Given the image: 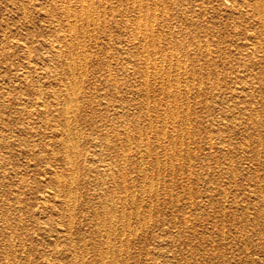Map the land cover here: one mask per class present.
I'll return each instance as SVG.
<instances>
[{
	"label": "rangeland",
	"instance_id": "374dc122",
	"mask_svg": "<svg viewBox=\"0 0 264 264\" xmlns=\"http://www.w3.org/2000/svg\"><path fill=\"white\" fill-rule=\"evenodd\" d=\"M58 1L0 0V250L5 244L2 233L13 231L15 240L20 238L25 244L23 251H18L14 258L18 264H41L46 258L52 264H98L92 249L96 238L93 234V208L84 206L80 200L90 198L91 204L98 202L94 185L80 182L73 187H76L77 200L73 201V212L76 211L71 219V241L64 239L65 232L61 230L65 229V221L69 220L64 214L65 206L61 198L50 196L43 206L39 198L41 193L50 195L47 191L49 187L42 181L49 174L50 163L57 171H64L67 165L62 161L65 152L57 143L60 136L52 133L56 124L60 127L56 119H52L57 110L47 113L45 118L40 113L41 107L39 109L34 101L39 87L42 99L52 108L53 98L49 95L51 84L60 78L66 80L64 70L48 66L52 59L50 44L57 45L67 57L69 53L67 45L59 47L68 39L69 33L61 31L62 24L58 22L63 14L52 6ZM124 1L104 0V7L101 8V0H95L100 13L95 10L94 14H100L99 24L95 33L89 31L94 35L84 37L86 50L72 43L75 51L78 48L82 63L79 70H74L75 76L81 80V91L76 106L79 111L76 110L72 121V127L80 134L75 139L81 153L77 157L82 165L79 169L81 173L87 166L92 168L100 164L96 161L91 163L93 161L89 158L97 156H91L93 147L90 146V137L95 133L90 128V118L95 119L96 124L100 123L102 116L112 118L119 129H122L120 124L123 125L124 121L133 127L150 121L153 126L157 125L154 129L153 126L151 130L148 128L150 133L145 135L149 156L140 159L127 149L123 155L119 146L113 151L108 147L103 149L108 154L103 152L105 155H111L118 161L114 168L108 164L114 171L117 186L121 187V180L125 179L126 188L115 187V195L124 193L134 196L122 204H113L116 218L112 243L115 247L122 246L113 264H123L125 259L126 264H264V247H261L264 240V197H260L257 191L260 185L264 187V171L261 159L257 161L254 157L258 129L261 131L258 136L263 141L264 129L248 119L243 110L246 104V107L251 106L260 112L259 116L263 115L261 119L264 118V81L258 82L257 78L258 72L264 77V67H260L264 66V62L250 66L246 58L242 59L244 35L237 33L243 30L240 11L244 7L239 6L240 0ZM233 23L238 29L231 27ZM133 33L138 38L134 39ZM158 34H161L160 40H155L157 42L152 46V38L155 39ZM194 34H199L200 47L193 44ZM206 40L208 46L205 45ZM206 47L212 51L208 55ZM260 55L264 56V51L256 53L253 59L260 58ZM22 72L27 74L26 80L18 79L14 74ZM189 72H193L192 75ZM111 80L116 85H112ZM245 82L250 88L244 99L226 97L230 86H242ZM177 85L183 99L176 104V120L165 118L170 107L168 103L173 101L174 95L161 87ZM54 88L61 97L60 93L64 91L56 86ZM246 98H251V103H245ZM114 109L124 113H114ZM163 118L166 123H163ZM102 126V130H108L109 137L113 139L112 126ZM132 133L136 139L138 133L135 128ZM209 137L214 140L211 145ZM46 143L52 144L51 147ZM142 144L145 148L146 143ZM70 154L73 155L72 152ZM261 154L264 156V146ZM120 170H123L121 174ZM143 170L146 172L141 173ZM107 185L109 182L104 187ZM80 236L83 238L80 239ZM54 238L57 248H54ZM73 241L78 252L87 246L89 252L84 260L75 262L68 257ZM187 259L188 263H185ZM3 263L0 261V264Z\"/></svg>",
	"mask_w": 264,
	"mask_h": 264
},
{
	"label": "bare ground",
	"instance_id": "6f19581e",
	"mask_svg": "<svg viewBox=\"0 0 264 264\" xmlns=\"http://www.w3.org/2000/svg\"><path fill=\"white\" fill-rule=\"evenodd\" d=\"M52 1V0H51ZM97 1V0H96ZM104 0H101V3L99 4L102 7H104L103 5ZM120 2V1H119ZM125 2V1H124ZM127 2V0H126ZM125 2V3H126ZM131 2V1H130ZM134 2V1H133ZM99 3V1H98ZM97 3V4H98ZM110 3V2H109ZM140 3V1H139ZM146 3V0H145ZM143 3V4H145ZM235 3V2H234ZM97 4L95 2V0H59L58 2H53V7H57V9H59L62 12V20L58 23L62 24L61 26V31H67L69 33V37L68 39H66L61 45H59L60 48H62L61 46H65L67 45L66 49L68 50L69 53L68 57L65 56V54H63L57 45L55 44H50L49 46V52H51L52 54V59L49 60L48 62V66L50 68H58L60 67V70H64L66 73V75H64L66 78V80L63 79H58V81H54L52 82V90L49 91V95L52 96V108H50L48 106V104L45 103V100L42 99V92L40 90L39 87H37L36 89V95H35V105L39 106L38 108L40 109L41 107V114L46 118V116L48 115L47 113H52L53 110H57V114H55V116L52 117L53 120L56 119V121L58 122V125L56 124V126L53 128L52 133L54 135H58L59 140L57 141V143L60 145L61 149L63 148V152H65V154L62 156V161H64L66 165V168L64 171H57V169L55 167H53L50 163V165L48 166V176L46 177L45 180L43 181V184L47 185L49 187V190H47L49 192L50 195L46 194H42L40 195V200H41V206L45 205L48 202V198L50 196L53 197H60L62 203L64 204V214L68 216L69 220L65 221V229H61L63 230L64 233V239H67L71 241V237H73L72 235V217H73V208L75 207L73 203V201L77 200L76 198V187L73 188L74 186H76L77 183H89L92 185H94V195L97 196V198H99L98 202L96 204H91L92 200L90 198H82L81 203L84 206L87 207H91V209L93 208L92 211V220H94L95 224V229L93 231V234L95 235V242L94 246L92 247L93 249V253L95 254L96 260H98V264H113L116 261V253L121 251V247H115L114 243H112V232L114 229V222H115V218L114 216L115 214V208L113 206V204H116V202H120L121 204L124 201H127V199H131L134 198V196L132 194H122L121 196H116V191H115V187L117 189V187L124 189L126 188L125 186V179H122L121 177V183L122 186H117L118 183H116L115 181V176H114V171L112 169L113 165H118V161H116L114 158H112L113 156L109 155L103 151L104 147H108L113 150H116V146L121 147L120 149H122L123 151V155H124V150H129L131 153V155L134 156H138L140 159L144 156H149V150H148V142L144 141L145 140V135L147 134L148 128L149 130H151L150 128L153 126L152 122L150 121L149 123H147L146 125H136L133 127L132 124L130 123H126V121H124L123 125L120 124V127L122 126V129H119L118 127H116V121H114L112 118H107L102 116V119H100V123L96 124L95 119L90 118L88 120L89 124L91 125L90 128L93 129V133L94 136L90 137L91 141H90V146L93 147L92 149V155L91 156H96V158L93 157H89L90 159H92L91 163H94L95 161L100 163L98 165H95L94 167L90 168V167H86L85 171H83L82 173L79 171L80 167V162H78L77 157L81 154L80 150L78 149V141L77 136L80 135L79 132H77V130L75 128L72 127V121H73V117L76 113V110L79 111V109H77V103H78V93H80L81 91V85H79V82L81 81L80 79H78L75 74H74V70L75 68H78L80 65H82L81 60H79V52H77V50L75 51L72 43H76V45H74L75 47H85V43L84 40H86V38L84 37H89V35H94L92 33H95V28L98 26L99 24V15L98 13H100V11L97 10ZM115 4V3H114ZM235 4L238 5V3L236 2ZM134 5V4H133ZM99 6V8H100ZM110 6V5H109ZM116 6V4L114 5ZM138 6H140L138 4ZM137 6V8H139ZM239 6L244 7L242 11H240V15L243 17L242 22L240 23L241 28L243 29L242 31L238 32L237 34L241 33L242 35H244V42L242 45L243 46V51L241 53L242 55V59L246 58V60L249 62L248 64L250 66H254L256 64H261L264 62V56L260 55V58H256L253 59V57H255L254 55L256 53H260V51H264V0H240ZM106 7V6H105ZM141 7V6H140ZM52 8V7H51ZM108 8V7H107ZM240 8V9H241ZM97 10L98 13L95 15L94 11ZM105 10V8H104ZM103 10V11H104ZM139 10V9H138ZM113 11V10H112ZM203 11V10H202ZM109 12V11H108ZM139 11H137L138 13ZM102 13V12H101ZM113 13V12H112ZM125 13V12H124ZM166 13V12H165ZM196 13V12H195ZM194 13V15H196ZM105 14V11L104 13ZM139 14V13H138ZM189 14V12H188ZM187 14V15H188ZM110 15V14H109ZM125 15V14H124ZM153 15V14H152ZM106 16V14H105ZM104 16V17H105ZM50 17V16H49ZM103 17V16H102ZM119 17V16H118ZM140 17V16H138ZM196 17V16H195ZM101 18V17H100ZM123 18V17H122ZM141 18V17H140ZM66 19V20H65ZM119 19V18H118ZM125 19V18H124ZM123 19V20H124ZM138 19V18H137ZM54 20V19H53ZM65 20V22H64ZM105 20V19H104ZM55 21V20H54ZM119 21V20H118ZM125 21V20H124ZM196 21V20H195ZM57 22V21H56ZM126 22V21H125ZM181 22V21H179ZM207 22V21H206ZM184 23V22H183ZM126 24V23H125ZM195 24V23H194ZM228 24V23H227ZM52 25V24H51ZM123 25V24H122ZM182 25V24H181ZM191 25V24H190ZM189 25V26H190ZM230 25V24H229ZM152 26V25H151ZM166 26V25H165ZM186 26V25H185ZM58 27V26H57ZM137 29L139 28L138 26H136ZM231 27H233V29H238V26L233 23L231 25ZM54 28V27H53ZM151 28V27H150ZM149 28V29H150ZM159 28V27H158ZM162 28V27H161ZM98 29V28H97ZM135 29V28H134ZM133 29V30H134ZM153 29V27H152ZM197 29V28H196ZM53 30V29H52ZM99 30V29H98ZM156 30V29H155ZM184 30V29H183ZM201 30V29H200ZM204 30V29H203ZM89 31H91L92 33H90ZM97 31V30H96ZM100 31V30H99ZM98 31V32H99ZM145 31V30H144ZM157 31V30H156ZM176 31V30H175ZM205 31V30H204ZM135 32V31H134ZM151 32V30H150ZM159 32V31H157ZM169 32V31H168ZM184 32V31H183ZM202 32V31H200ZM198 32V33H200ZM137 33V32H136ZM136 33H133V38L136 39L138 38V36L136 35ZM205 33V32H204ZM193 34V33H192ZM191 34V35H192ZM97 35V34H96ZM147 35V34H146ZM152 35V33H151ZM150 35V36H151ZM160 35L158 34L155 35L157 36L155 39L152 38V46H155V43L157 41L160 40ZM172 35V34H170ZM199 35V34H198ZM198 35L194 34L193 35V44L200 47L201 44V40L197 37ZM207 35V34H206ZM59 36V35H58ZM63 36V35H62ZM164 36V35H163ZM169 37V36H168ZM202 37H204L202 35ZM56 38V37H54ZM63 38V37H61ZM93 38V37H92ZM172 38V37H170ZM212 38V37H211ZM59 39V38H58ZM56 39V40H58ZM94 39V38H93ZM97 39V38H96ZM50 40V39H49ZM55 40V39H54ZM91 40V39H90ZM139 40V39H138ZM151 40V38H150ZM155 40H157L155 42ZM165 40V39H164ZM170 40V39H169ZM205 40V39H204ZM237 40V38H236ZM82 41V42H81ZM95 41V40H93ZM148 41V40H147ZM168 41V40H167ZM89 42V41H88ZM87 42V43H88ZM140 43V42H139ZM211 43V42H210ZM90 44V43H89ZM92 44V43H91ZM136 44V43H135ZM185 44V43H184ZM144 45V44H143ZM187 45V44H186ZM205 45L208 46L207 40L205 41ZM88 46V44H87ZM139 46V45H138ZM89 47V46H88ZM93 47V46H92ZM157 48V47H156ZM207 48V47H206ZM76 49V48H75ZM82 49V48H81ZM80 49V50H81ZM163 49V48H161ZM166 49V48H165ZM175 49V48H174ZM208 50L206 51V54H210V52H212L209 48H207ZM21 50V49H20ZM62 50V49H61ZM74 50V52H73ZM83 50V49H82ZM81 50V51H82ZM86 50V47H85ZM84 50V51H85ZM160 50V48H159ZM176 50V49H175ZM174 50V51H175ZM146 51V50H145ZM193 51V50H192ZM196 51V50H195ZM65 52V51H64ZM83 52V51H82ZM161 52V51H160ZM184 52V51H183ZM204 52V51H203ZM46 53V52H45ZM148 53V52H147ZM165 53V51H164ZM176 53H178L176 51ZM182 53V52H181ZM214 53V52H213ZM49 54V53H48ZM85 54V53H84ZM88 54V53H87ZM86 54V55H87ZM170 54V52L168 53ZM179 54V53H178ZM184 54V53H183ZM49 55V56H50ZM149 55V54H148ZM146 55V56H148ZM176 55V54H175ZM205 55V54H204ZM170 56V55H169ZM168 56V57H169ZM177 56V55H176ZM49 58V57H48ZM28 59V58H27ZM54 60V61H53ZM177 60V59H176ZM85 61V60H83ZM179 62V61H178ZM177 63V62H176ZM182 63H184L182 61ZM180 64V63H179ZM29 65V63H28ZM176 65V64H175ZM183 65V64H182ZM47 66V67H48ZM177 66V65H176ZM175 66V68H176ZM160 67V65H159ZM162 67V66H161ZM160 67V68H161ZM180 67V66H179ZM248 67V65H247ZM261 68L264 67L263 65L260 66ZM185 68V65H184ZM25 69V68H24ZM168 69V68H167ZM177 69V68H176ZM247 69V68H246ZM83 70V69H82ZM154 70V68H153ZM156 70V69H155ZM160 70V69H159ZM170 70V68H169ZM179 70V69H178ZM245 70V69H244ZM258 70V69H257ZM264 70V69H263ZM13 71V70H12ZM147 71V70H146ZM184 71V70H183ZM28 72V70H27ZM60 72V71H59ZM58 72V73H59ZM85 72V71H83ZM82 72V73H83ZM143 72V71H142ZM162 71L159 72V74ZM263 72V71H262ZM36 73V72H35ZM184 73V72H183ZM190 73V72H189ZM193 73V72H192ZM192 73H190L192 75ZM18 79L21 80H26L27 79V74L25 73H14ZM153 74L155 75V73L153 72ZM167 74V73H166ZM257 78L259 79L258 82H262L264 81V77H261L259 75H261V73L259 74V72L257 73ZM263 74V73H262ZM57 75V74H56ZM161 75V74H160ZM159 75V78L161 80V77ZM186 75V74H184ZM83 76V75H82ZM167 76V75H166ZM251 76V75H250ZM37 77V76H36ZM79 77H81V73L79 75ZM43 78V77H42ZM154 78V77H153ZM167 78V77H166ZM101 79V78H100ZM112 79V78H111ZM145 79V78H144ZM149 79V78H148ZM146 79V80H148ZM168 79V78H167ZM38 80V79H36ZM80 80V81H79ZM115 80V79H114ZM169 80V79H168ZM49 81V80H48ZM244 81V80H243ZM149 82V80H148ZM38 83V82H37ZM120 83V82H119ZM161 83V81H160ZM167 83V81H166ZM177 83V82H176ZM48 84V82H47ZM111 84L112 85H116V82H114L113 80H111ZM255 84V83H254ZM38 85V84H37ZM58 87L59 89H62L60 95H62L61 97H59V94L57 93V91L55 90L54 86ZM145 85V84H144ZM175 85V84H174ZM185 85V84H184ZM47 86V85H46ZM136 86V85H135ZM147 86V85H146ZM145 86V87H146ZM166 86V85H165ZM191 86V84H190ZM118 87V86H117ZM141 87V86H140ZM139 87V88H140ZM144 87V86H143ZM148 87V86H147ZM161 87V86H159ZM171 86H167V87H161L166 89L168 92H172L174 97H173V101L168 103L170 104L169 107V111L165 114V118H170V119H174L177 115V110H176V104L177 102L180 103V100L183 99V96L181 95V90L178 87H172ZM114 88V87H113ZM184 88V87H183ZM248 88H250V85L248 84V82H245L242 86H230L229 89L227 90L226 97L230 98L233 100V98L238 99H244L246 97V92L248 90ZM134 89V88H133ZM141 89V88H140ZM226 89V88H225ZM186 90V89H185ZM44 91V90H43ZM135 91V90H134ZM187 91V90H186ZM216 91V90H215ZM250 91V90H249ZM48 92V91H47ZM153 92V91H152ZM156 92V91H155ZM160 92V91H159ZM147 93V91H146ZM145 93V94H146ZM154 93V92H153ZM167 93V92H166ZM185 93V92H184ZM144 94V93H143ZM152 94V93H151ZM159 94V93H158ZM148 95V94H147ZM146 95V96H147ZM186 95V93H185ZM252 95V94H251ZM214 96V95H213ZM48 98V97H46ZM122 99V98H121ZM145 99V98H144ZM154 99V98H153ZM152 99V100H153ZM163 99V98H162ZM186 99V98H185ZM249 99V101H248ZM254 99V98H253ZM264 99V98H263ZM262 99V100H263ZM93 100V99H92ZM112 100H115L114 98ZM124 100V99H123ZM158 100V99H157ZM169 100V99H167ZM228 100V99H227ZM247 101H245V103L250 102L251 98H246ZM90 101V100H89ZM121 101V100H119ZM146 101V100H145ZM241 101V100H240ZM131 102V101H130ZM142 102V101H141ZM148 102V101H147ZM156 102V100H155ZM154 102V103H155ZM163 102V101H162ZM168 102V101H166ZM90 103V102H89ZM105 103V102H104ZM111 103V102H110ZM123 103V102H122ZM144 103V102H143ZM146 103V102H145ZM242 103V102H241ZM251 103V102H250ZM23 104V103H22ZM92 104V103H91ZM139 104V103H138ZM156 104V103H155ZM154 104V106H155ZM21 105V104H20ZM60 105L59 109L57 108ZM120 105V104H118ZM181 105V104H180ZM89 106V104L87 105V107ZM98 106V104H97ZM100 106V105H99ZM104 106V105H103ZM123 106V105H122ZM134 106V105H133ZM259 106V105H258ZM81 107V106H80ZM105 107V106H104ZM180 107V106H179ZM261 107V106H260ZM117 108V105H116ZM127 108V107H126ZM143 108V107H142ZM145 108L146 105H145ZM163 108V107H162ZM228 108V107H227ZM259 108V107H258ZM23 109V108H22ZM93 109V108H92ZM109 109V108H108ZM112 109V108H111ZM121 109V107L119 108ZM164 109V108H163ZM188 109V107H187ZM185 109V110H187ZM32 110V109H31ZM89 113H90V108L88 109ZM95 110V109H94ZM131 110V109H130ZM129 110V111H130ZM139 110V109H138ZM147 110V109H146ZM165 110V109H164ZM246 113V116H248V119L250 118V120H252L254 123H256L258 126H261V130L264 129V118L261 119V116L263 117V115H260V112L256 111L253 107L248 106L246 107L245 104V108L243 109ZM239 111H241L239 109ZM27 112V111H26ZM30 112V111H29ZM114 113L117 114H121L124 113L123 110L119 111L117 109L113 110ZM126 112V110H125ZM135 112V111H133ZM139 112V111H138ZM147 112V111H146ZM154 112V111H153ZM33 113V112H32ZM130 113V112H129ZM237 113V112H236ZM242 113V111H241ZM263 113V112H262ZM84 114V113H83ZM132 115V112L130 113ZM137 114V113H136ZM148 114V112L146 113ZM240 114V112H239ZM52 115V114H51ZM135 115V114H134ZM155 115V114H153ZM85 116V115H84ZM145 116V115H143ZM164 116V115H163ZM228 116V115H227ZM238 116V115H237ZM78 117V116H77ZM141 117V116H140ZM150 117V116H149ZM149 117H147V119H149ZM156 117V116H154ZM187 117V116H186ZM218 117V116H217ZM144 118V117H143ZM157 118V117H156ZM226 118V117H225ZM238 118V117H237ZM255 118V119H253ZM116 119V118H115ZM134 119V118H133ZM154 119V118H153ZM228 119V118H227ZM232 120L234 119L233 117L231 118ZM80 120V118H79ZM121 120V119H119ZM136 121L137 118L135 119ZM142 120V119H141ZM156 121V119H154ZM164 120V118H163ZM176 120V118H175ZM187 120V119H186ZM185 120V122H186ZM230 120V119H229ZM55 121V122H56ZM154 121V123H155ZM165 121V120H164ZM184 121V120H183ZM237 121H239L237 119ZM49 122V121H48ZM87 122V123H88ZM146 122V121H145ZM159 122V121H158ZM219 121L215 122L218 123ZM234 122V120H233ZM243 122V121H242ZM163 123H166L163 122ZM172 123V121H171ZM238 123V122H237ZM245 123V121H244ZM251 123V122H250ZM143 124V123H142ZM156 124V123H155ZM186 124V123H185ZM224 124V123H223ZM226 124V122H225ZM30 125V124H28ZM74 125V124H73ZM99 125V127H98ZM102 125L105 126H112L111 130L113 135L115 136L113 139H111L109 137L108 134V130H102ZM162 125V124H161ZM173 125V124H172ZM237 125V124H236ZM242 125V124H241ZM157 125L153 126L156 128ZM181 127V125H179ZM229 126V125H228ZM159 127V126H158ZM175 127V126H174ZM187 128V126H185ZM27 128V127H26ZM106 128V127H105ZM137 130V138L134 139L133 136V129ZM160 128V127H159ZM171 128V127H170ZM28 129V128H27ZM45 129V128H44ZM52 129V128H51ZM74 129V130H73ZM173 126H172V130H173ZM181 129V128H180ZM189 130V128H187ZM246 129V128H245ZM29 130V129H28ZM110 130V131H111ZM171 130V131H172ZM182 130V129H181ZM186 130V129H185ZM162 131V129H161ZM164 131V130H163ZM170 131V132H171ZM174 131V130H173ZM172 131V132H173ZM50 132V131H49ZM91 132V131H90ZM89 132V133H90ZM168 132V131H167ZM176 132V131H175ZM258 132H261L258 129ZM257 132V141L254 142V146L255 147V159L258 161L260 160L262 162V168L264 171V156L261 154L263 153V146H264V141L261 140L259 138V133ZM263 132V131H262ZM81 133V132H80ZM88 133V134H89ZM150 133V132H149ZM164 133V132H163ZM217 133V132H216ZM123 134V136H122ZM156 134V133H155ZM161 134V133H160ZM173 134V133H171ZM154 135V134H153ZM76 136V137H75ZM122 136V139H119ZM263 136V135H262ZM54 137V136H53ZM80 137V136H79ZM157 137V134H156ZM162 137V134H161ZM83 139V138H82ZM119 139V141L115 142V140ZM157 139V138H156ZM163 139V137H162ZM168 138H166L167 140ZM171 140V138H170ZM179 140V139H178ZM222 140V139H221ZM83 141L85 142V140L83 139ZM154 141V140H153ZM135 143V145H132L133 143ZM214 142V140L209 137V141L208 143L211 145ZM118 143V144H117ZM142 143H146L145 144V148H142L143 144ZM163 143V142H161ZM248 143V142H247ZM49 147H51L50 143H46ZM55 144V143H53ZM83 144V143H82ZM88 144V143H87ZM164 144V143H163ZM223 144V143H222ZM152 145V144H151ZM245 145V144H244ZM248 145V144H247ZM155 146V145H154ZM158 146V144H157ZM55 147V146H54ZM98 147V148H97ZM153 148V147H152ZM56 151V150H55ZM120 151V150H119ZM247 151V150H246ZM59 152V151H58ZM70 152H72L73 155L70 154ZM103 152H105L107 155H105ZM152 153V152H151ZM52 154V153H51ZM112 154V153H111ZM122 154V153H121ZM129 154V155H130ZM169 155V154H168ZM173 155V154H172ZM171 155V156H172ZM57 156V155H56ZM133 156V157H134ZM262 156V157H261ZM82 157V156H81ZM131 157V156H129ZM169 157V156H168ZM61 158V157H60ZM121 158V157H120ZM132 158V157H131ZM176 158V157H175ZM59 159V158H58ZM85 159V157H84ZM83 159V160H84ZM125 159V158H124ZM158 159V158H157ZM172 159V158H171ZM86 160V159H85ZM88 160V159H87ZM125 161H127V158L125 159ZM162 161V160H161ZM164 161V160H163ZM89 162V160H88ZM138 162V161H136ZM142 163V161H140ZM121 163V162H120ZM125 163V162H124ZM156 163V162H155ZM83 164V162H82ZM108 164H112V167H110ZM143 164V163H142ZM141 164V166H143ZM163 164V163H162ZM131 165H133L131 163ZM130 165V166H131ZM138 165V164H137ZM159 165V164H158ZM4 166V165H3ZM121 166V165H120ZM127 166V165H126ZM157 166V165H155ZM133 167V166H132ZM140 167V166H139ZM83 168V167H82ZM81 168V170H82ZM114 168V167H113ZM123 168V167H122ZM121 168V169H122ZM138 168V166H137ZM158 168V167H157ZM23 169V168H22ZM116 170V169H115ZM146 170V169H145ZM126 171V170H125ZM140 171V170H139ZM138 171V172H139ZM123 172V170H122ZM120 170V174L122 173ZM144 170L141 172L143 173ZM146 172V171H145ZM144 172V173H145ZM118 173V172H116ZM126 173V172H125ZM20 174V173H19ZM147 174V173H146ZM144 175V174H143ZM119 177V176H118ZM132 179V178H130ZM157 179V178H156ZM128 180V179H127ZM129 181V180H128ZM109 182V185H107L106 187H104V185ZM124 184V185H123ZM133 185V184H132ZM152 185V184H151ZM259 185V184H258ZM257 185V186H258ZM85 187V186H84ZM90 187V186H89ZM138 187V186H137ZM255 187V186H254ZM132 188V187H131ZM135 188V187H134ZM141 188V186H140ZM138 190V188H137ZM140 190V189H139ZM144 190V189H143ZM157 190V189H156ZM86 191V189H85ZM89 191V190H88ZM124 191V190H123ZM142 190H140L141 192ZM257 191L259 192V196L260 197H264V187L263 186H259L257 188ZM16 192V191H15ZM80 192V190H79ZM78 192V193H79ZM87 192V191H86ZM135 192V190H134ZM150 192V191H149ZM221 192H223L221 190ZM227 192V191H226ZM12 193V192H11ZM20 193V192H19ZM84 193V192H83ZM120 193V192H119ZM131 193V192H130ZM137 193V192H136ZM143 193V192H142ZM225 193V192H224ZM134 194V193H133ZM253 194V193H252ZM87 194L85 193V196ZM118 195V194H117ZM135 195V194H134ZM138 195V194H137ZM224 195V194H222ZM254 195V194H253ZM136 196V195H135ZM254 197V196H253ZM79 198V197H78ZM17 199V198H16ZM55 199V198H54ZM141 200V198H140ZM225 200V199H224ZM130 201V200H129ZM238 201V200H237ZM79 202V201H78ZM131 202V201H130ZM236 202V201H235ZM126 203V202H125ZM91 204V205H90ZM81 206V204H79ZM128 207V204H126ZM74 206V207H73ZM121 206V205H120ZM119 206V207H120ZM223 206V204H222ZM140 207V206H139ZM138 207V208H139ZM122 207H120L121 210ZM124 208V207H123ZM135 208V207H134ZM257 209V208H256ZM1 210V209H0ZM63 210V209H62ZM81 210V209H80ZM124 211V210H123ZM264 211V210H263ZM122 211H120L121 213ZM223 212V211H222ZM136 213V211H135ZM142 214V213H141ZM60 215V214H59ZM122 215V214H121ZM134 215V214H133ZM232 215V214H231ZM62 216V215H61ZM129 216V215H128ZM19 217V215H18ZM63 217V216H62ZM127 217V216H126ZM6 218V217H5ZM66 218V217H65ZM213 218V217H212ZM129 219V218H128ZM141 219V218H140ZM144 220V218H142ZM88 220V219H87ZM86 220V221H87ZM123 220V219H122ZM138 220V219H137ZM214 220V219H213ZM129 221V220H127ZM126 221V223H127ZM212 221V219H211ZM93 222V221H92ZM261 222V221H260ZM76 223V222H75ZM117 223V222H116ZM264 223V222H263ZM262 223V224H263ZM123 224V223H122ZM145 224V223H144ZM214 224V223H213ZM77 225V224H75ZM90 225V224H89ZM127 225V224H126ZM264 225V224H263ZM91 226V225H90ZM93 226V225H92ZM91 226V227H92ZM124 226V225H123ZM8 227V226H7ZM14 227V226H13ZM256 227V226H255ZM5 228V227H4ZM15 228V227H14ZM93 228V227H92ZM264 228V227H263ZM123 229V227H122ZM129 229V228H128ZM115 230V229H114ZM59 231V230H58ZM57 231V232H58ZM74 231V230H73ZM76 231V230H75ZM123 231V230H122ZM120 231V232H122ZM128 231V230H127ZM260 231V230H259ZM15 232V230H14ZM62 232V233H63ZM88 232V231H86ZM261 232V231H260ZM123 233V232H122ZM129 233V232H128ZM127 233V234H128ZM75 234V233H74ZM92 234V233H91ZM126 234V236H127ZM131 234V233H130ZM18 235V234H17ZM119 235V234H118ZM134 235V232H133ZM15 234L13 233V231H9L8 233H2L1 237L3 238V243L4 245L2 246V250H0V261H4L5 264H18L15 261V257L17 255V252H21L24 249V243L23 240H21L20 238H18V240H15ZM54 236V235H53ZM132 236V235H131ZM19 237V236H18ZM81 237V236H80ZM91 237V236H90ZM263 237V236H262ZM83 237H81L80 239H82ZM94 238V236H93ZM114 238V237H113ZM120 238V237H119ZM56 238H54V248L58 247V243L56 242L57 240H55ZM261 239V238H260ZM18 241V245H16L14 243ZM86 240V239H85ZM89 240V239H88ZM127 240V239H126ZM27 241V240H26ZM69 241V242H70ZM51 242V241H50ZM127 242V241H126ZM262 246L264 247V240L261 241ZM60 245V244H59ZM121 245V243H120ZM128 245V244H126ZM118 246V245H117ZM125 246V245H124ZM70 247L71 250L68 251V257H71L72 259L75 260H84V258H86L87 253L89 252L87 246L85 247V250L79 251L75 249V242L73 241L72 243H70ZM77 248V247H76ZM28 249V248H27ZM126 249V248H125ZM40 250V249H39ZM80 250V249H79ZM28 251V250H27ZM27 251L25 253H27ZM127 251V250H126ZM129 251V250H128ZM18 252V253H19ZM41 252V251H40ZM43 252V251H42ZM58 252H60V250H58ZM92 253V252H91ZM127 253V252H125ZM29 254V253H28ZM60 254V253H59ZM120 255V254H119ZM125 255V254H124ZM29 256V255H28ZM49 256V254H48ZM60 256V255H59ZM118 256V255H117ZM24 257V256H23ZM124 257V256H123ZM185 257V256H184ZM62 258V257H61ZM119 258V257H118ZM29 259V258H28ZM67 259V258H66ZM92 259V258H90ZM184 259V258H183ZM256 259V258H255ZM44 261H41V264H52L51 262L48 261V259H42ZM126 260V259H125ZM124 260L123 264H126V261ZM172 260V259H171ZM264 260V259H263ZM66 261V260H65ZM93 262V260H91ZM18 262V261H17ZM71 262V261H70ZM76 262V261H75ZM81 262V261H80ZM176 262V260H175ZM188 263V259L187 261H185V263ZM261 262V260H260ZM3 263V264H4ZM32 263V262H31ZM24 264H28V262H24ZM32 264H38V263H32ZM74 264V263H73ZM170 264V263H169Z\"/></svg>",
	"mask_w": 264,
	"mask_h": 264
}]
</instances>
